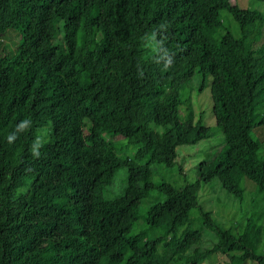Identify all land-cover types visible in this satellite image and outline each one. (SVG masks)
Wrapping results in <instances>:
<instances>
[{"label": "trees", "instance_id": "1", "mask_svg": "<svg viewBox=\"0 0 264 264\" xmlns=\"http://www.w3.org/2000/svg\"><path fill=\"white\" fill-rule=\"evenodd\" d=\"M236 1L0 0V264H160L163 249L173 264H264L253 219L232 234L202 210L198 182L153 184L150 171L207 136L190 109L178 119L180 92L207 76L223 145L199 183L239 199L244 178L264 201L249 134L264 125V0ZM152 190L162 199L138 213ZM203 229L216 240L189 251Z\"/></svg>", "mask_w": 264, "mask_h": 264}, {"label": "rangeland", "instance_id": "2", "mask_svg": "<svg viewBox=\"0 0 264 264\" xmlns=\"http://www.w3.org/2000/svg\"><path fill=\"white\" fill-rule=\"evenodd\" d=\"M236 3L243 4L242 0ZM261 9L262 6L258 5ZM1 23L10 26V12L5 11L1 14ZM10 39L14 40V36L10 35ZM209 78L200 76L198 80L190 83L189 87L180 92L183 103L178 109V119L182 121L186 116L187 109L191 111L192 123L202 124L208 128V134L205 138L199 140L193 145H179L175 147V158L171 168L162 166H151V179L153 184H157L158 180L169 183L174 188L182 186L183 178L188 182H198V203L208 217L217 222L230 233L238 232L247 220L253 219L256 226L264 230V201L259 196L254 195L251 184L244 178L239 181L241 189L240 198H234L226 194L216 183L211 181L208 184H201L198 180V163L210 160L223 145V136L221 131L214 126V120L211 113V104L208 98L207 86ZM250 137L257 144V153L264 157V125H255L250 130ZM44 135V133H43ZM106 141H116L119 137H109L103 135ZM133 147L127 146L117 151L118 156L131 157ZM124 172L122 169L117 170L110 183L105 187L104 197L113 198L117 196L123 186ZM162 199V195L152 190L145 198L139 201L138 213L146 211L148 206ZM254 205V207H252ZM134 225V226H133ZM132 227L138 228L137 224ZM216 237L207 230H201L199 242L189 249L197 248L203 250L209 247ZM156 260L160 264H173L169 261V252L166 250H158L156 252ZM198 264H227L226 258L217 253L208 255ZM243 264H254L245 261Z\"/></svg>", "mask_w": 264, "mask_h": 264}]
</instances>
